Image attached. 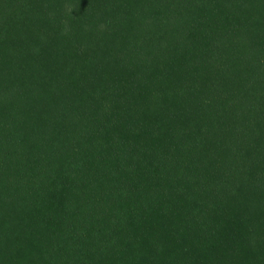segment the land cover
Segmentation results:
<instances>
[{
	"label": "trees",
	"instance_id": "16d2710c",
	"mask_svg": "<svg viewBox=\"0 0 264 264\" xmlns=\"http://www.w3.org/2000/svg\"><path fill=\"white\" fill-rule=\"evenodd\" d=\"M0 264H264V0H0Z\"/></svg>",
	"mask_w": 264,
	"mask_h": 264
}]
</instances>
